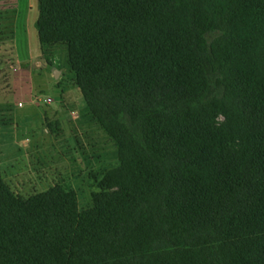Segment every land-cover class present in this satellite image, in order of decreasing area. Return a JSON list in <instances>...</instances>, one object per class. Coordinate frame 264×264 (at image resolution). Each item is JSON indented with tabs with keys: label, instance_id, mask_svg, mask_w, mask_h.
Here are the masks:
<instances>
[{
	"label": "trees",
	"instance_id": "16d2710c",
	"mask_svg": "<svg viewBox=\"0 0 264 264\" xmlns=\"http://www.w3.org/2000/svg\"><path fill=\"white\" fill-rule=\"evenodd\" d=\"M35 25L120 164L84 210L0 168V264H264V0H38Z\"/></svg>",
	"mask_w": 264,
	"mask_h": 264
},
{
	"label": "rangeland",
	"instance_id": "374dc122",
	"mask_svg": "<svg viewBox=\"0 0 264 264\" xmlns=\"http://www.w3.org/2000/svg\"><path fill=\"white\" fill-rule=\"evenodd\" d=\"M37 16L38 0H0L1 174L24 197L56 184L73 189L84 210L119 167L117 146L90 114L66 45L39 44Z\"/></svg>",
	"mask_w": 264,
	"mask_h": 264
},
{
	"label": "crops",
	"instance_id": "0c3cea01",
	"mask_svg": "<svg viewBox=\"0 0 264 264\" xmlns=\"http://www.w3.org/2000/svg\"><path fill=\"white\" fill-rule=\"evenodd\" d=\"M17 8H19V7H17ZM17 8H16V9H17ZM16 9H15V12H13V14H17V15H16L17 17H16V20H15V21L18 22L19 19H20V15H21V13L18 12V11L16 12ZM18 10H19V9H18ZM37 37H38V33H37ZM38 42H39V39H38ZM39 44H41V43L39 42ZM27 47H28V55H27V57H28V56L31 54V51H30V49H29V43H28V41H27ZM17 50H18V49H17V46L15 45V46H14V51L17 52ZM16 55H17V54H16ZM17 57H19V56H17Z\"/></svg>",
	"mask_w": 264,
	"mask_h": 264
},
{
	"label": "water",
	"instance_id": "95a60500",
	"mask_svg": "<svg viewBox=\"0 0 264 264\" xmlns=\"http://www.w3.org/2000/svg\"><path fill=\"white\" fill-rule=\"evenodd\" d=\"M53 73H54L55 77H58V75L60 74V70L54 69Z\"/></svg>",
	"mask_w": 264,
	"mask_h": 264
},
{
	"label": "built area",
	"instance_id": "2783aa9c",
	"mask_svg": "<svg viewBox=\"0 0 264 264\" xmlns=\"http://www.w3.org/2000/svg\"><path fill=\"white\" fill-rule=\"evenodd\" d=\"M20 105H22V104H20Z\"/></svg>",
	"mask_w": 264,
	"mask_h": 264
}]
</instances>
